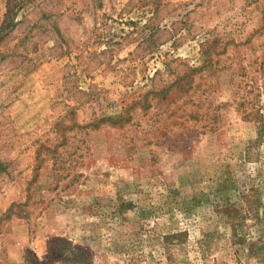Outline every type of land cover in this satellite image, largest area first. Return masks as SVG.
<instances>
[{
    "label": "rangeland",
    "instance_id": "rangeland-1",
    "mask_svg": "<svg viewBox=\"0 0 264 264\" xmlns=\"http://www.w3.org/2000/svg\"><path fill=\"white\" fill-rule=\"evenodd\" d=\"M263 53L264 0H0V264H264Z\"/></svg>",
    "mask_w": 264,
    "mask_h": 264
},
{
    "label": "trees",
    "instance_id": "trees-1",
    "mask_svg": "<svg viewBox=\"0 0 264 264\" xmlns=\"http://www.w3.org/2000/svg\"><path fill=\"white\" fill-rule=\"evenodd\" d=\"M262 61L259 64V71L261 72V79L263 80V86H264V53L261 57ZM260 89L255 88L254 91H258ZM260 97V93L255 94V96L253 97L252 100H254V98H259ZM259 112L255 111V113H253V111H243L242 116L244 119L246 120H251V119H255V120H259ZM178 118H183L185 119V121H188L190 118H192L190 115H183L180 114L177 116ZM176 117V118H177ZM132 119H134V117H128L127 119H125V121L120 120L118 121L117 119V123L116 124H122V122L125 123H129L132 121ZM119 122V123H118ZM259 131V136L262 135V131H263V127L260 126V128H258ZM46 150L49 151L48 148H42L40 150V152L38 153V161L43 162L44 161V157L45 155H43L42 151ZM179 237V235H171V239ZM166 239H170L169 237H166ZM241 244V241L238 240V245ZM47 258V262L43 263V264H90V259L87 257L86 253L84 251H82L81 249L73 246L72 244H70L67 241L64 240H54L51 244H50V248L48 250V255L46 256ZM26 262L28 264H37L35 263V261L33 260V257H28L26 259Z\"/></svg>",
    "mask_w": 264,
    "mask_h": 264
}]
</instances>
